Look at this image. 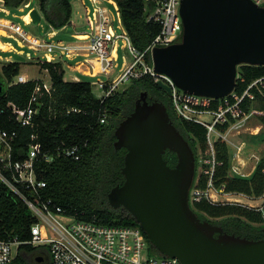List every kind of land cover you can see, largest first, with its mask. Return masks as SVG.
<instances>
[{
    "label": "built area",
    "instance_id": "built-area-1",
    "mask_svg": "<svg viewBox=\"0 0 264 264\" xmlns=\"http://www.w3.org/2000/svg\"><path fill=\"white\" fill-rule=\"evenodd\" d=\"M90 1L91 4L87 0H81L87 29L78 31L77 24L74 23L75 32L71 33L73 41L63 38L56 40V36L65 29V26L55 29L50 25L51 30L47 37H41L31 35L19 23L9 19L0 18V23L12 30L7 37L14 38L20 46L27 45L35 53L43 52V60L68 64L66 60H62L63 55L68 60H75V71L81 75L96 77L91 85H96L101 91L98 97L100 99L118 90L126 89L133 80L146 75L170 86V103L176 115L199 123L207 130V150L206 153L200 154V166H202L200 173H204L209 179L205 187L192 186L190 202L207 198L215 203H224L226 200L239 203L240 200L235 197L227 196L225 200L219 197L220 193L225 192V187L216 186L213 179L216 166L222 164L218 159L215 144L219 140L229 141L230 131L250 117L264 115V110L252 105L256 99L255 89L262 92L264 88V76L251 81L242 92L234 89L222 97L184 91L169 75L156 71L153 62L155 47L168 46L179 42L182 38V0H146L156 2L155 7L148 13L147 20L158 23L161 29L144 50L138 49L133 43L123 24L116 0ZM253 1L258 5H264V0ZM109 4L113 5L114 12ZM25 8H28L27 13L20 17L26 19V15H29V22L25 20L28 24L32 22L33 7L30 0L19 7L22 11ZM2 11L6 14L10 13L4 0H0V12ZM3 20L6 22H1ZM78 39L87 42L77 44ZM9 45L13 48L12 43ZM126 50L130 57L122 54L123 61L119 63V52ZM237 76L240 77L239 72ZM30 80H36L37 83L28 104L20 107L9 101L6 106L11 111L10 117L18 124L33 128L36 125V116L43 105L40 99L46 94L51 95L54 88L51 78L49 81L38 77L31 78L22 72L15 76L9 85ZM73 80H81V77L75 76ZM241 80L245 81L244 78ZM123 85L127 86L123 87ZM247 101L251 104L249 107ZM4 111L5 109L2 108L0 114ZM74 111L79 109L69 106L66 108L67 113ZM100 121L105 122L106 117L101 116ZM261 126V124L257 125L256 130ZM17 136L16 128L9 129L0 122V182L5 183L27 203L36 220L31 225V238L26 240L11 233L4 234L0 230V264L12 262L23 244L49 248V264H182L177 257L153 255L150 241L141 226L111 225L96 218H78L77 215L67 212L55 203L53 199L45 198L43 190L47 186V181L40 177L38 165L41 162L53 161L54 156L61 153L79 159V147L77 145L67 147L63 144L51 153L44 149L38 134L33 132L30 136L29 148L21 151V156L16 157L14 148ZM241 166L240 161L238 164L232 163L231 175L247 176L255 168L254 166L252 171L246 173L242 171Z\"/></svg>",
    "mask_w": 264,
    "mask_h": 264
},
{
    "label": "trees",
    "instance_id": "trees-1",
    "mask_svg": "<svg viewBox=\"0 0 264 264\" xmlns=\"http://www.w3.org/2000/svg\"><path fill=\"white\" fill-rule=\"evenodd\" d=\"M7 9L18 10L26 0H4ZM39 8L45 20L55 29L66 26L72 17V0H38ZM123 24L133 43L144 50L159 33L161 26L147 20L148 13L155 7V1L116 0ZM1 13V12H0ZM3 13V12H2ZM0 17H4L1 16ZM41 67L47 69L53 83L51 95H44L41 111L36 116L35 127H24L11 118L7 103L12 101L20 107L28 104L36 80L9 85L21 72L19 61H8L0 70V122L7 128H16L18 136L15 143V156H21L30 145V136L38 134L44 149L51 153L59 146L79 147L80 158L56 154L53 161L38 165L40 177L47 181L43 193L67 212L78 218H96L111 225L140 226L134 215L125 207L114 208L108 198L111 189L122 184L125 176L122 168L125 164L127 149L116 148L115 130L119 123L135 108L136 101L143 91L148 92V100L163 101L173 123L188 140L196 155V174L194 185L205 187L208 176L199 173L200 154L207 149V130L196 122L179 118L168 100V93L162 89L152 76H144L132 81L124 90L100 99L93 93L91 82L87 79L65 80V67L62 62L43 60ZM240 77L235 89L242 92L256 78L264 76V65L242 64L239 66ZM241 78H244L243 82ZM256 99L252 105L264 110V88L255 89ZM251 105L247 101V107ZM77 107L79 111L67 113V107ZM249 109V108H247ZM106 117L101 122V116ZM264 126V115H255ZM264 140V130L258 133ZM218 159L222 164L216 166L214 182L224 186L229 193H244L250 197H264V152L253 171L242 176L231 175L232 158L226 142L215 144ZM204 154V153H203ZM164 158L170 166L177 162V154L169 149ZM197 179L198 182H197ZM193 210L202 220L220 225L225 231L251 239L264 237V204L258 207L234 202H211L207 198L192 201ZM36 220L27 203L13 192L5 183L0 182V230L4 234L18 235L21 239L31 238V225ZM145 233V232H144ZM146 234V233H145ZM147 236V235H146ZM148 238V236H147ZM153 251H158L151 244ZM159 252V251H158ZM44 258L43 262L38 257ZM49 248L23 244L18 255L8 264H49Z\"/></svg>",
    "mask_w": 264,
    "mask_h": 264
},
{
    "label": "water",
    "instance_id": "water-1",
    "mask_svg": "<svg viewBox=\"0 0 264 264\" xmlns=\"http://www.w3.org/2000/svg\"><path fill=\"white\" fill-rule=\"evenodd\" d=\"M181 15V40L153 50L156 71L169 75L180 89L222 97L235 89L240 65H264V5L253 0H182ZM31 17L35 24L42 20L37 8ZM157 83L171 93L170 86ZM148 95L140 94L115 130V147H125L127 153L125 181L109 192L110 204L129 210L151 244L182 264H264V237L229 233L193 210L189 195L195 152L165 103L150 102ZM167 149L177 154L174 166L164 158Z\"/></svg>",
    "mask_w": 264,
    "mask_h": 264
},
{
    "label": "rangeland",
    "instance_id": "rangeland-1",
    "mask_svg": "<svg viewBox=\"0 0 264 264\" xmlns=\"http://www.w3.org/2000/svg\"><path fill=\"white\" fill-rule=\"evenodd\" d=\"M27 1V0H26ZM31 5L34 8H37L42 15V20L39 24H35L34 22H30L26 24L25 20L20 15H25L28 11V8H25L23 11L18 8V10H13L9 14L5 12H1L0 15L8 18L10 21H14L19 23L22 27H24L31 35H38L41 37H47L48 32L51 30L50 24L45 20L43 12L39 8L38 0H30ZM89 4H91L90 0H87ZM22 3L20 6H23ZM81 0H72V17L69 23L65 26V29L60 31L56 36V40L63 38L67 41H73L74 38L71 36V33L75 32L73 24H77L78 31H85L87 26L85 24V19L83 17L84 7L82 6ZM109 7L115 11L113 5L109 4ZM82 14V17L80 15ZM30 17L28 18V20ZM73 21V22H72ZM3 22V21H1ZM12 30L0 23V35L7 36V34L11 33ZM3 41H9L12 43L13 48L10 45H6L7 49L2 48L0 45V70L4 63L8 61H19L21 64V72L27 74L31 78H42L44 80H50V74L44 68L41 67L40 62L43 61L42 55L43 52L35 53V51L29 48L27 45L20 46L19 43L10 37H3ZM87 40L78 39L76 41L77 44H85ZM1 43V42H0ZM28 43V42H27ZM29 44V43H28ZM30 53V55H28ZM120 58L118 60L119 63L123 61L122 54H125L128 58L130 57L129 52L120 51ZM62 60H66V62H62L65 67V80H73L75 76H80L83 79H87L90 82L96 79V77H91L87 75H81L77 71H75V60H68V58L63 55ZM82 58V57H80ZM69 65V66H68ZM239 72V68H238ZM128 85V84H127ZM127 85H123L126 87ZM93 93L96 97H99L101 91L96 87V85H92ZM168 100L170 102V95L168 94ZM261 124L259 119L255 116L250 117L240 126L234 127L229 134V141H226L229 152L231 154L232 163L238 164L240 161V166L242 171L249 172L252 171L254 166L257 164L258 160L261 158L264 152V140L258 136V133L264 130V126L262 125L260 129L256 130V126ZM207 150V149H206ZM206 153V151H200L199 154ZM235 157V158H234ZM201 167H199V173L201 172ZM232 170L230 171V173ZM194 185V183H193ZM227 196L238 198L243 205L247 206H262L264 204V197L252 198L244 193H228L222 192L220 193V198H225ZM227 202V200L225 201ZM239 202V203H240ZM151 253L156 256H161L162 254L158 251H153L151 249Z\"/></svg>",
    "mask_w": 264,
    "mask_h": 264
},
{
    "label": "crops",
    "instance_id": "crops-1",
    "mask_svg": "<svg viewBox=\"0 0 264 264\" xmlns=\"http://www.w3.org/2000/svg\"><path fill=\"white\" fill-rule=\"evenodd\" d=\"M1 19L3 18L4 20H7L8 18H6V17H0ZM26 19H27V22H29V20H28V15H26ZM3 20V22H6V21H4ZM3 37H7V36H2V35H0V45L2 46V48H4V49H6L7 47H6V45H4V44H7V45H9V44H11V42H9V41H3Z\"/></svg>",
    "mask_w": 264,
    "mask_h": 264
},
{
    "label": "bare ground",
    "instance_id": "bare-ground-1",
    "mask_svg": "<svg viewBox=\"0 0 264 264\" xmlns=\"http://www.w3.org/2000/svg\"><path fill=\"white\" fill-rule=\"evenodd\" d=\"M28 18H29V15H28ZM7 49V48H6Z\"/></svg>",
    "mask_w": 264,
    "mask_h": 264
}]
</instances>
